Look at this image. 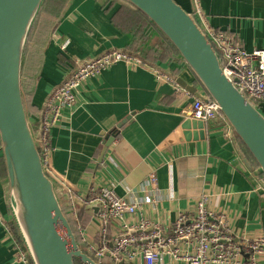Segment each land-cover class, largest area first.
Instances as JSON below:
<instances>
[{"label":"crops","instance_id":"0c3cea01","mask_svg":"<svg viewBox=\"0 0 264 264\" xmlns=\"http://www.w3.org/2000/svg\"><path fill=\"white\" fill-rule=\"evenodd\" d=\"M176 1L193 14L202 29L227 32L249 52L264 49V0ZM140 15L125 0L44 1L23 59L27 73L36 79L31 97L36 113L29 116L32 129L38 125L33 129L36 136L55 88L79 64L112 50L127 51L131 29ZM153 43L159 51L166 45L158 33ZM170 52L153 64L112 65L86 81L74 110H65L52 130L51 151L44 164L64 211L70 214V192L77 204L95 188L111 187L119 197L142 203L128 220L144 218L170 228L181 213H192L196 200L207 194L209 207L223 212L239 234L264 236L263 175L249 155L255 170L243 162L228 124L209 121L203 137L193 127L190 110L197 97L181 85L177 91L172 82L159 79L152 70L160 65L206 96L178 52ZM107 141L111 142L98 162ZM152 172L155 185L148 183ZM149 195L153 201L148 204L144 200ZM78 206L89 240L100 245L99 216ZM12 224L9 181L0 150V264H24L16 257ZM120 224L116 221L109 227L108 245L112 246ZM107 259L112 262L111 257ZM127 264H144V260L139 256ZM161 264L187 263L165 255ZM257 264H264V256L257 257Z\"/></svg>","mask_w":264,"mask_h":264},{"label":"water","instance_id":"95a60500","mask_svg":"<svg viewBox=\"0 0 264 264\" xmlns=\"http://www.w3.org/2000/svg\"><path fill=\"white\" fill-rule=\"evenodd\" d=\"M44 1L0 0V150L9 181L11 212L33 264H100L81 247L54 181L45 171L24 99V53ZM125 1L155 24L191 70L205 95L218 104L223 120L214 121L218 126H230L237 152L252 171L255 166L247 155L254 159L263 175L260 183L264 188V112L223 72L219 54L193 14L176 0ZM155 67L197 98H204L196 86L160 65ZM191 120L203 137L209 122ZM110 142L105 143L98 162L103 160ZM77 204L93 210L95 215L102 209L99 201L91 204L77 201ZM107 256H111L110 252Z\"/></svg>","mask_w":264,"mask_h":264},{"label":"built area","instance_id":"2783aa9c","mask_svg":"<svg viewBox=\"0 0 264 264\" xmlns=\"http://www.w3.org/2000/svg\"><path fill=\"white\" fill-rule=\"evenodd\" d=\"M204 32L220 56L223 72L256 104L264 103V49L249 52L227 32L213 28H207ZM67 45L68 41L62 48ZM118 62L129 66L148 64L127 51L112 50L79 64L50 94L40 117L36 136L44 164L51 151L52 130L64 118L65 110H74L83 84ZM152 70L159 79L172 82L177 91L182 90L173 78L156 67H152ZM190 117L209 122L222 118V113L214 100L204 96L194 99ZM148 183L156 184V175L153 172L149 174ZM69 199V215L74 220L77 239L99 262L107 258V252H110L112 264H127L139 256L144 264H161L165 255L181 258L187 264H257V257L264 256V236L252 238L239 234L231 228L223 212L209 207L207 194L196 200L192 213H181L170 228H165L159 222L149 219L142 218L136 222L128 220L129 216L142 208V203L119 197L111 187L95 188L82 200L85 204L96 201L102 204L98 215L102 224L100 245L89 240L81 221L79 206L71 192ZM152 201L151 195L145 197V203ZM116 221L121 223L120 230L114 234L111 246L107 241L108 229ZM14 244L17 259L24 264H33L25 245L17 238H14Z\"/></svg>","mask_w":264,"mask_h":264},{"label":"trees","instance_id":"16d2710c","mask_svg":"<svg viewBox=\"0 0 264 264\" xmlns=\"http://www.w3.org/2000/svg\"><path fill=\"white\" fill-rule=\"evenodd\" d=\"M140 16L141 18L134 23L131 29V40L129 46L127 47V52L139 56L145 62L151 64L157 62V60L159 59H165L170 51H175L176 49L171 44V42L160 32V30L155 26V24L150 21L148 17H146L142 13ZM154 33H158L160 36L163 37L164 42H166V45H164L163 47L164 48L163 51H159L158 49H156V45L153 43ZM61 61H64L63 58H61ZM27 72L28 70H26V68L23 65L22 87H23V93H24V99H25L27 111L30 116L32 115V113H36L34 110L35 109L34 106H32L31 104V97L33 93L32 88L34 87L36 79L34 78V75H29ZM37 127L38 125L34 126L33 129H37ZM242 146L247 152L246 147L244 145ZM249 157L254 162V164H256V162L250 155ZM68 217L72 224L73 229H75L74 220L69 215ZM11 229L15 237L21 243H23L14 224H12ZM81 246H83L82 248L86 250L84 245ZM99 263L112 264V262L107 258L100 261ZM76 264H80V263L77 262Z\"/></svg>","mask_w":264,"mask_h":264},{"label":"rangeland","instance_id":"374dc122","mask_svg":"<svg viewBox=\"0 0 264 264\" xmlns=\"http://www.w3.org/2000/svg\"><path fill=\"white\" fill-rule=\"evenodd\" d=\"M156 39H158V37H156ZM158 40H160V39H158ZM257 105H259V107H260L261 109L264 110V103L259 102V103H257ZM81 247H83V246H81ZM84 250H85V249H84ZM86 251H87V250H86Z\"/></svg>","mask_w":264,"mask_h":264}]
</instances>
